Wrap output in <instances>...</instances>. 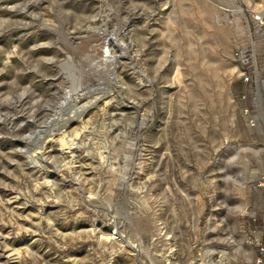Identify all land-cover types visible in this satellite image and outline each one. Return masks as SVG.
Wrapping results in <instances>:
<instances>
[{"label": "rangeland", "instance_id": "obj_1", "mask_svg": "<svg viewBox=\"0 0 264 264\" xmlns=\"http://www.w3.org/2000/svg\"><path fill=\"white\" fill-rule=\"evenodd\" d=\"M260 79L264 0H0V264H252Z\"/></svg>", "mask_w": 264, "mask_h": 264}, {"label": "bare ground", "instance_id": "obj_2", "mask_svg": "<svg viewBox=\"0 0 264 264\" xmlns=\"http://www.w3.org/2000/svg\"><path fill=\"white\" fill-rule=\"evenodd\" d=\"M104 56L102 60V63L104 64V66L108 63V64H112L114 62L115 57L113 55L110 54L109 49L106 47L105 52H104ZM114 75V74H113ZM114 78V77H112ZM113 81V80H112ZM116 81V80H115ZM110 83V82H109ZM112 85V84H111ZM89 88H98V89H105V93L104 94H108L109 92H111L110 86L107 84L102 85V84H98L97 86H92ZM92 90V89H91ZM91 94V93H90ZM111 94V93H110ZM87 97V96H86ZM107 97V96H106ZM98 97H93L92 99L86 100L85 103L77 106L76 99L77 97L73 96V94L69 91H67L64 94L63 100L60 101L59 107L60 108H64L67 109L68 112L66 113V116H62L60 118V125L57 128L58 130L63 129L68 122H70L73 119H80L81 115L85 112V110L97 99ZM100 98V97H99ZM61 116V115H60ZM41 132V130H38L35 133V136L39 135V133ZM53 134V130L51 129L48 133V136ZM62 144H67V145H73L74 143L72 142V140H62L61 141ZM72 147V146H70Z\"/></svg>", "mask_w": 264, "mask_h": 264}, {"label": "crops", "instance_id": "obj_3", "mask_svg": "<svg viewBox=\"0 0 264 264\" xmlns=\"http://www.w3.org/2000/svg\"><path fill=\"white\" fill-rule=\"evenodd\" d=\"M248 91L252 95V103L260 107L262 111V108H264V79L255 81L253 86L249 87Z\"/></svg>", "mask_w": 264, "mask_h": 264}, {"label": "built area", "instance_id": "obj_4", "mask_svg": "<svg viewBox=\"0 0 264 264\" xmlns=\"http://www.w3.org/2000/svg\"><path fill=\"white\" fill-rule=\"evenodd\" d=\"M258 247V252L253 259L252 264H264V245H261L259 242H256Z\"/></svg>", "mask_w": 264, "mask_h": 264}]
</instances>
